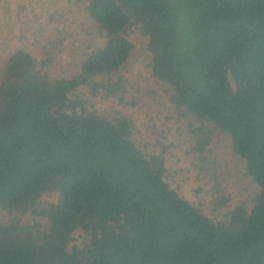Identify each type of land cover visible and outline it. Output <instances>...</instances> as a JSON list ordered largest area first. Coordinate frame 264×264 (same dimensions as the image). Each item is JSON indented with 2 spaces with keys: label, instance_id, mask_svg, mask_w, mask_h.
<instances>
[{
  "label": "trees",
  "instance_id": "1",
  "mask_svg": "<svg viewBox=\"0 0 264 264\" xmlns=\"http://www.w3.org/2000/svg\"><path fill=\"white\" fill-rule=\"evenodd\" d=\"M69 3L0 74V264H264V0Z\"/></svg>",
  "mask_w": 264,
  "mask_h": 264
},
{
  "label": "rangeland",
  "instance_id": "2",
  "mask_svg": "<svg viewBox=\"0 0 264 264\" xmlns=\"http://www.w3.org/2000/svg\"><path fill=\"white\" fill-rule=\"evenodd\" d=\"M70 0H0V74L4 67V61L7 56L16 48L22 47L24 45L30 46H39L43 40V32L38 28L39 24L44 23L46 26L47 19H50L51 16H56L60 18L61 16L65 17V20H69L70 16L73 15L71 10H79V8H72L69 3ZM75 11V10H74ZM75 14V13H74ZM75 29L78 32V26H75ZM37 34V35H36ZM69 43L68 40H65L63 45L67 46ZM142 49L140 48L139 51ZM146 59L143 58L142 54L138 55V58L132 62V71L133 75L137 81V88L147 89L150 85V74L145 68ZM142 70V74L138 77V70ZM142 99V96H139ZM116 102L115 109H122V102L119 98L113 99ZM143 101V100H142ZM110 106L107 101H99L96 108L100 110L110 109ZM108 109V110H109ZM153 108V110H155ZM145 128V127H144ZM147 130H149V136L146 135ZM145 130V135L154 139L155 134L151 129ZM177 141V137H175ZM171 165L173 170L180 172L175 177L176 181L180 186L187 191L189 197L193 196V189L197 187L206 188L208 183L207 179L204 176L206 173L201 172V170L196 171L193 168V155H187L184 150H181L180 154L171 155ZM243 168H236L232 164L231 167H226L222 172L224 179V186L228 185V191H234L235 197L237 199L246 198L249 193V188L251 184L245 182V191L242 192V196L239 197L241 190L237 187V182L242 175ZM208 191V189H206ZM193 198V197H192Z\"/></svg>",
  "mask_w": 264,
  "mask_h": 264
}]
</instances>
